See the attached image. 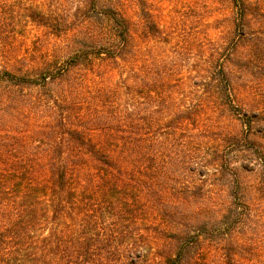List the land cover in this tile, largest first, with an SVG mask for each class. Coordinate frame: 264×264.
Here are the masks:
<instances>
[{"label": "trees", "instance_id": "trees-1", "mask_svg": "<svg viewBox=\"0 0 264 264\" xmlns=\"http://www.w3.org/2000/svg\"><path fill=\"white\" fill-rule=\"evenodd\" d=\"M6 2L0 0V264H200L214 245L219 264H243L235 235L249 208L239 169L251 159L264 168L263 149L246 153L257 144L250 118L240 132L217 137L202 100L184 103L173 72L139 61L130 21L118 9L82 0L107 32L90 35L61 61L39 60L30 58L27 37H18ZM231 3L238 36L251 35L264 0ZM24 10L29 21L60 34L51 10ZM141 12L149 35L158 33ZM221 70L227 75L220 82L203 65L198 85L231 104L235 67ZM229 143H239L246 156L240 163L225 157ZM216 175L223 197L205 209L199 201Z\"/></svg>", "mask_w": 264, "mask_h": 264}, {"label": "rangeland", "instance_id": "rangeland-1", "mask_svg": "<svg viewBox=\"0 0 264 264\" xmlns=\"http://www.w3.org/2000/svg\"><path fill=\"white\" fill-rule=\"evenodd\" d=\"M30 4L39 5L43 11L51 10L52 18L60 23L59 35L25 17L24 7ZM6 5L15 11L12 25L17 34H21L18 37H27L25 43L34 54L30 58L61 61L78 48L80 42L89 40L90 35L99 36L108 29L107 22L94 16L95 12L82 0H7ZM108 6L120 10L130 21L139 48V61H152L154 69L162 65L164 71L173 72L181 86L176 97L186 99L184 103L202 100L208 113L206 118L215 125L217 137L240 132L242 121L250 118L249 135L257 139V144L246 153L249 157L258 148L264 150V127L260 126L264 123V13L258 22H253L251 35L240 37L233 26L231 0H143V4L138 0H96L95 9ZM142 7L159 29L155 35H149L146 30ZM250 36L253 38L249 39ZM206 64L220 82L227 75L221 65L235 67L233 76L229 74L236 87L231 104L219 96H209L205 92L208 87L198 85V71ZM145 101L138 97L140 106ZM252 113L255 115L251 118ZM229 145L225 146L226 158L233 163L246 158L239 143ZM260 165L251 159L245 170L239 169L249 208L245 224L235 235L242 248L243 264H264V168ZM219 179L221 176L216 175L213 180L216 185L209 184L210 191L204 192L200 199L203 208L220 203L223 193ZM215 248L203 252L200 264H219Z\"/></svg>", "mask_w": 264, "mask_h": 264}]
</instances>
